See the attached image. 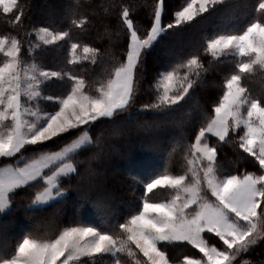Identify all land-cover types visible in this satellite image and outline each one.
I'll use <instances>...</instances> for the list:
<instances>
[{
  "label": "snow or ice",
  "instance_id": "obj_1",
  "mask_svg": "<svg viewBox=\"0 0 264 264\" xmlns=\"http://www.w3.org/2000/svg\"><path fill=\"white\" fill-rule=\"evenodd\" d=\"M75 3L79 6L80 0ZM100 6L109 39L123 38L126 45L119 59L108 50L101 52L72 39L73 28L83 32L93 23L86 16L72 18L64 30L34 28L37 43L29 46L30 62L23 58L20 39L0 36V53L5 58L0 64V158L4 161L0 167V224L5 227L0 231L6 232L8 223L2 218L18 207L13 204L17 190L37 189L26 215L37 207L72 200L69 189L77 192L82 206L91 203L95 209L90 220L83 214L82 222L74 220L75 226L58 231L50 226L34 227L14 241H0V264H237L238 257L264 243V91L258 93L246 83L257 73L264 77V0L244 5L249 18L231 27L227 22L240 7L235 0H181L173 9L174 20L166 24V0H154L146 17H141L139 9L149 6L132 0H109ZM0 9L9 27L24 24L26 6L18 0H0ZM213 15L225 22L206 38L203 50L217 63L229 57L234 60L223 82V94L218 103L212 102V114L199 108L196 117L179 122L182 131L178 138L173 134L172 152H168L170 141L158 140L150 150L153 157L163 161L165 153L171 158L182 149L185 170L171 175L159 171L157 163L138 174L143 189L140 205L120 222L110 204L86 198L81 170L91 171L93 161L99 159L100 152L94 149L101 148L105 130L118 135L123 114L128 113L129 119L137 115L130 110L147 83L148 52L169 30ZM60 41L69 45L68 65L88 61L100 66L111 57V69L91 83L66 67L46 70L37 63L34 50L62 47ZM198 52L195 49L177 57L155 74L147 89L154 98L141 109L149 114V127L174 122V114L192 99L190 90L203 83L208 69ZM53 80L60 81L64 91L45 94ZM41 101H52L51 110L41 109ZM97 130L99 136L94 140L90 133ZM193 134L194 143L185 145ZM237 135L238 148L259 165L256 171L234 174L218 158L224 145L235 146ZM62 143L64 147L54 150ZM12 158L16 164L10 163ZM158 190L168 191L169 198L156 199ZM206 234L218 237L223 247L210 246ZM188 245L201 257L186 254L179 260L177 249Z\"/></svg>",
  "mask_w": 264,
  "mask_h": 264
},
{
  "label": "trees",
  "instance_id": "obj_2",
  "mask_svg": "<svg viewBox=\"0 0 264 264\" xmlns=\"http://www.w3.org/2000/svg\"><path fill=\"white\" fill-rule=\"evenodd\" d=\"M22 5L26 6V18L24 24L15 29L6 24V17L3 12H0V36L10 34L15 35L22 42L23 58L26 61H31L32 56L28 55L29 46L37 43L35 32L36 27H52L55 30H64L71 26V19L80 16L88 17L93 23L86 26V30L81 32L78 29H72V39L81 44L99 49L101 52L108 50L112 56L119 59L126 45L123 38L119 40H110L106 34L105 26L101 23V17L104 14V9L100 6L106 4L109 0H80V5H76L75 0H18ZM133 3L148 5L149 7L139 9L141 17H146L151 11V5L154 0H132ZM256 0H235V3L240 5L233 14V17L227 23L231 26H241L249 18V13L243 7L244 5L251 6ZM181 3V0H166L168 14L163 17L164 23L174 20L172 14L173 9ZM97 13V15H93ZM207 16V14H204ZM222 17L213 15L208 19L197 17L196 20L189 24L183 25L178 29L169 30L163 39L148 52L145 68L147 83H144L143 89L138 93V102L130 111L136 113L131 119L129 114L124 113V119L121 121V127L118 135H113L110 131L105 130L101 138V148L94 149L100 152V157L92 163L91 171L84 168L81 170V189L88 200L98 203L110 204L115 210L117 218L123 222L132 211H135L140 205V197L142 195V186L140 176L146 170L154 168L157 163L161 165L159 171L167 172L171 175L183 174L185 170V161L183 150L178 149L171 158L167 157L163 161L156 160L149 146L156 148L159 139L170 141L168 152H172V147L175 146L173 134L178 138L181 134L180 121H189L198 115V109L203 108L209 114H212L213 101L218 103L220 96L223 94V82L225 76L234 68V60L231 57L224 59L223 62L217 63L213 58L204 52L203 47L206 46L205 41L221 24ZM145 29L141 28L143 35ZM59 46H42V49L34 50L33 55L36 56L37 63L41 64L46 70H59L61 67L71 69L73 72L85 76L89 82L93 79H98L105 74V70H110L113 64L111 57L105 59L100 66L90 65L88 61H82L81 64L68 65L69 45L64 41H60ZM199 49L198 58L200 62L208 69L203 73V83L198 85L192 92V99L188 101L185 107L174 114V122H170L167 126L156 128L149 127L146 121L149 119V114L142 111V104L151 102L154 98L147 91L149 85L155 78V74L162 70L170 63H174L177 57H184L191 51ZM5 58L0 53V64ZM210 62L212 67L209 68ZM85 69H94V71H86ZM246 83L256 92L264 91V77L259 73L247 80ZM45 94L57 95L64 91V85L60 81L53 80L49 82L44 90ZM183 103V102H181ZM51 110V103H46ZM184 129L187 130L188 124H184ZM199 124L195 127V132L198 133ZM90 135L95 140L99 136V131H93ZM213 139V138H212ZM235 146L232 144L224 145L223 150L219 153V159L222 161L228 171L238 174L241 172H252L259 168L255 161L248 157L238 148V135L233 137ZM71 139L67 141L70 143ZM51 143V142H49ZM185 145L194 143V134L190 139L186 140ZM65 145L62 143L55 147L54 150H59ZM91 154V153H90ZM243 157V159H239ZM78 159H85L80 156ZM235 161V162H234ZM11 163V162H10ZM73 197L72 200L63 204L46 206L43 209L38 208L28 215L25 214L26 208L31 205V200L35 198L37 193L36 188L27 190H17V195L13 204L18 207L11 216L3 217L8 223L6 232L0 231V241L7 239L14 241L21 237L34 227L43 228L50 226L57 231L67 226H75L73 221L82 222L81 215L87 216L90 220L94 215L95 209L91 203L82 206L77 192L69 189ZM165 190H158L156 199H167L169 195ZM111 195V199H106ZM5 225L0 224V229ZM210 238V246L220 247L211 234H206ZM218 244V245H216ZM261 248L256 252L254 258L250 256L252 264H264V243L260 244ZM194 254L197 258L201 254L192 249L190 245L182 246L177 249L176 256L179 260H183L184 255Z\"/></svg>",
  "mask_w": 264,
  "mask_h": 264
},
{
  "label": "rangeland",
  "instance_id": "obj_3",
  "mask_svg": "<svg viewBox=\"0 0 264 264\" xmlns=\"http://www.w3.org/2000/svg\"><path fill=\"white\" fill-rule=\"evenodd\" d=\"M0 12H3L2 11V9H0ZM49 95V94H48ZM46 103H51L52 104V101H41L40 102V107H41V109H43V110H45V111H50L49 110V106H47V104ZM240 134H242V130H240ZM213 139H215V138H213ZM71 143V142H70ZM151 146H153V145H151ZM151 146H149V148L148 149H153V147H151ZM12 164H16L17 163V161H16V158H12V160L10 161ZM4 166V161H3V158H0V167H3ZM20 166H23V164H20ZM166 192H168V191H166ZM167 195H169V192H168V194ZM30 207H31V205H30ZM44 207H46V206H44ZM39 207H37L36 209H38ZM212 235V234H211ZM212 236H214V235H212ZM213 239H215V241L219 244L220 243V247H223V244H222V242L221 241H219V239H218V237H215L214 236V238ZM218 244H216V245H218ZM212 246H214V245H212ZM259 248H261V246H260V244H258V245H256V246H254L248 253H245V254H242L240 257H238L237 258V264H242V262L243 261H245V260H247V261H250V256H252L253 255V257L252 258H254L255 256H256V252L259 250ZM202 255V254H201ZM142 258V257H141ZM123 259H127L126 257H124ZM252 264V263H251Z\"/></svg>",
  "mask_w": 264,
  "mask_h": 264
}]
</instances>
